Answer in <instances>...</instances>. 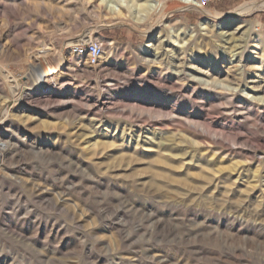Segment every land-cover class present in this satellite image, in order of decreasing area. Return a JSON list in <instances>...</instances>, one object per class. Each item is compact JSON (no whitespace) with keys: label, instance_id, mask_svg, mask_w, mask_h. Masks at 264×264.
Masks as SVG:
<instances>
[{"label":"rangeland","instance_id":"rangeland-1","mask_svg":"<svg viewBox=\"0 0 264 264\" xmlns=\"http://www.w3.org/2000/svg\"><path fill=\"white\" fill-rule=\"evenodd\" d=\"M153 1L0 0V264H264V0Z\"/></svg>","mask_w":264,"mask_h":264},{"label":"bare ground","instance_id":"bare-ground-1","mask_svg":"<svg viewBox=\"0 0 264 264\" xmlns=\"http://www.w3.org/2000/svg\"><path fill=\"white\" fill-rule=\"evenodd\" d=\"M98 3L100 4H103L107 9L110 10V12L114 13V12H117L119 11L120 7L122 6H126V8H128L129 10L132 11L133 15L134 16H137V7H142V9L144 8L145 10H147V8H154V9H157L160 5V2L159 1H153V2H150L151 0H142V2H140V0H97ZM181 1L182 3L186 4L187 6H189L188 2L191 1V0H179ZM260 1V0H259ZM253 3V2H252ZM261 6H264L261 5ZM177 6H174L173 8H176ZM180 7V6H178ZM252 8L251 5L249 4H243L241 6H239L238 8L236 7V10H235V13H239V14H243V13H246L248 11H250ZM255 8V7H254ZM143 9V10H144ZM152 10V9H151ZM212 12V11H211ZM214 13H217L216 11ZM214 13L212 15H214ZM219 15V13H218ZM147 16V15H146ZM145 16V17H146ZM139 17V16H138ZM143 18V17H142ZM117 18H114V19H108V20H104V22L106 24H109V23H113L114 21H116ZM119 20V19H118ZM138 20V19H137ZM121 21V20H120ZM141 21V20H140ZM143 22V21H142ZM101 23V22H99ZM140 23V22H139ZM149 32V31H148ZM84 39L85 41L91 39V35L90 33L88 32L87 35L84 36ZM52 48H49V47H43V48H38L36 51H35V55H39L40 53H51L52 52ZM59 52V51H58ZM60 64L61 61H57V64ZM48 71H46L45 68H40L39 69V72H38V77L36 79V85L39 87V88H42L44 83H45V80H42L41 78L45 75H47L46 77V80H50V82H52L53 85H55V81L54 80H51L52 79V74H51V68L47 69ZM9 75V74H8Z\"/></svg>","mask_w":264,"mask_h":264},{"label":"built area","instance_id":"built-area-1","mask_svg":"<svg viewBox=\"0 0 264 264\" xmlns=\"http://www.w3.org/2000/svg\"><path fill=\"white\" fill-rule=\"evenodd\" d=\"M221 0H191L188 2L190 7H205L210 4L217 3ZM77 53H86L88 60L91 64H95L102 52V45L92 38L77 44L74 48Z\"/></svg>","mask_w":264,"mask_h":264},{"label":"crops","instance_id":"crops-1","mask_svg":"<svg viewBox=\"0 0 264 264\" xmlns=\"http://www.w3.org/2000/svg\"><path fill=\"white\" fill-rule=\"evenodd\" d=\"M220 2V1H219ZM218 3V2H217Z\"/></svg>","mask_w":264,"mask_h":264}]
</instances>
